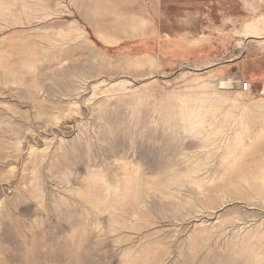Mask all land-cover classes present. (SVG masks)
Returning <instances> with one entry per match:
<instances>
[{
    "label": "rangeland",
    "instance_id": "obj_1",
    "mask_svg": "<svg viewBox=\"0 0 264 264\" xmlns=\"http://www.w3.org/2000/svg\"><path fill=\"white\" fill-rule=\"evenodd\" d=\"M44 1L0 0V264H264V0L112 48Z\"/></svg>",
    "mask_w": 264,
    "mask_h": 264
},
{
    "label": "crops",
    "instance_id": "obj_2",
    "mask_svg": "<svg viewBox=\"0 0 264 264\" xmlns=\"http://www.w3.org/2000/svg\"><path fill=\"white\" fill-rule=\"evenodd\" d=\"M29 1H34V3H29ZM53 1L68 2L70 9L76 12V17L83 24L79 26L86 27L88 32L96 34L105 46L112 48L121 42L157 39L165 32L181 37V42L186 46H198V39L204 37L193 35L204 32L208 27L204 22V10L206 2L211 3L212 0ZM42 3L44 4L45 1L21 0L15 10L9 8L12 10L10 15L16 18L25 16L27 19L44 18L45 10H40ZM4 5L5 13L8 15V7L6 3ZM228 19H233V17ZM162 27L165 29L163 30ZM209 31L210 33L216 32L212 27ZM245 32L250 33L251 30L247 29Z\"/></svg>",
    "mask_w": 264,
    "mask_h": 264
},
{
    "label": "built area",
    "instance_id": "obj_3",
    "mask_svg": "<svg viewBox=\"0 0 264 264\" xmlns=\"http://www.w3.org/2000/svg\"><path fill=\"white\" fill-rule=\"evenodd\" d=\"M241 90L242 92H249L251 90V85H250V82H247V81H244L242 82V85H241ZM263 94H264V89H263Z\"/></svg>",
    "mask_w": 264,
    "mask_h": 264
},
{
    "label": "water",
    "instance_id": "obj_4",
    "mask_svg": "<svg viewBox=\"0 0 264 264\" xmlns=\"http://www.w3.org/2000/svg\"><path fill=\"white\" fill-rule=\"evenodd\" d=\"M239 89L241 90V84H240V82H239Z\"/></svg>",
    "mask_w": 264,
    "mask_h": 264
}]
</instances>
